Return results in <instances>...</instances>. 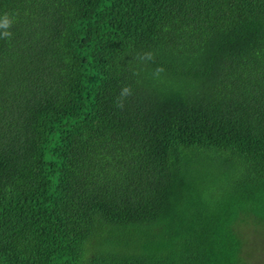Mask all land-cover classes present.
Returning a JSON list of instances; mask_svg holds the SVG:
<instances>
[{"label": "trees", "instance_id": "obj_1", "mask_svg": "<svg viewBox=\"0 0 264 264\" xmlns=\"http://www.w3.org/2000/svg\"><path fill=\"white\" fill-rule=\"evenodd\" d=\"M5 14L0 264H256L264 0H0Z\"/></svg>", "mask_w": 264, "mask_h": 264}, {"label": "rangeland", "instance_id": "obj_2", "mask_svg": "<svg viewBox=\"0 0 264 264\" xmlns=\"http://www.w3.org/2000/svg\"><path fill=\"white\" fill-rule=\"evenodd\" d=\"M254 233V232H253ZM255 234V233H254ZM260 251V247H257V252H259ZM261 254H264V250H262V251H260L259 253H258V255L257 254H255V255H253V257H251L250 259H249V262H252V261H256V264H264V260H262V261H260L259 262V259H260V256H261Z\"/></svg>", "mask_w": 264, "mask_h": 264}, {"label": "clouds", "instance_id": "obj_3", "mask_svg": "<svg viewBox=\"0 0 264 264\" xmlns=\"http://www.w3.org/2000/svg\"><path fill=\"white\" fill-rule=\"evenodd\" d=\"M9 23H10V21H9V19H8V17H7V14H5V17H4V19H3V21H0V25H2L3 27H5V28H7L8 27V25H9ZM4 35H10V33H8V32H5V33H3ZM129 90L127 89V88H125L124 89V92L125 93H127Z\"/></svg>", "mask_w": 264, "mask_h": 264}]
</instances>
